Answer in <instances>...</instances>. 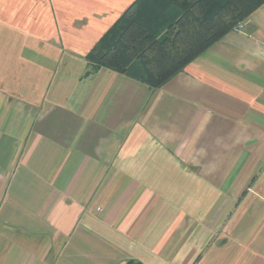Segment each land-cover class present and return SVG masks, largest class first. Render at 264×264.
I'll return each mask as SVG.
<instances>
[{
	"label": "crops",
	"instance_id": "1",
	"mask_svg": "<svg viewBox=\"0 0 264 264\" xmlns=\"http://www.w3.org/2000/svg\"><path fill=\"white\" fill-rule=\"evenodd\" d=\"M136 1L0 0V264H264V4L154 89Z\"/></svg>",
	"mask_w": 264,
	"mask_h": 264
},
{
	"label": "trees",
	"instance_id": "2",
	"mask_svg": "<svg viewBox=\"0 0 264 264\" xmlns=\"http://www.w3.org/2000/svg\"><path fill=\"white\" fill-rule=\"evenodd\" d=\"M263 4L264 0H137L87 59L161 88Z\"/></svg>",
	"mask_w": 264,
	"mask_h": 264
},
{
	"label": "built area",
	"instance_id": "3",
	"mask_svg": "<svg viewBox=\"0 0 264 264\" xmlns=\"http://www.w3.org/2000/svg\"><path fill=\"white\" fill-rule=\"evenodd\" d=\"M242 27V24H239L237 28H241Z\"/></svg>",
	"mask_w": 264,
	"mask_h": 264
}]
</instances>
